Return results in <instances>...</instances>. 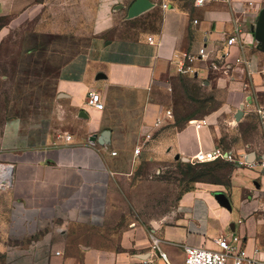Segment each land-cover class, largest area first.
Instances as JSON below:
<instances>
[{"label": "crops", "instance_id": "1", "mask_svg": "<svg viewBox=\"0 0 264 264\" xmlns=\"http://www.w3.org/2000/svg\"><path fill=\"white\" fill-rule=\"evenodd\" d=\"M133 1L0 0V17L12 23L21 17L39 19L32 28L37 40L15 48L23 52L15 59L10 79L0 145L8 151H52L47 165L39 167L45 172L53 166L60 184L53 214L41 220V232L31 244L8 250L6 264H90L91 254L103 251L86 247L85 234L75 237L73 231L95 228V213L106 214L110 207L114 178L132 176L145 165L192 160L197 151L215 146L247 161L264 159V125L255 112L264 105V50L257 48L253 35L264 0H217L201 7L193 0H148L150 7L128 18ZM73 13H86L87 23L81 25ZM235 27L242 32L243 45L225 46ZM203 45L208 57L193 63L192 74L181 75L209 92L213 108L203 119L180 128L170 124L171 112L154 127L156 118L169 109L164 97L180 55ZM239 55L248 63H236ZM92 91L99 93L102 109L87 104ZM104 131L109 134L103 145L90 139ZM148 132L151 138L146 140ZM7 162L0 166V180L7 184L12 174L14 188L26 191L24 165ZM230 164L228 182H196L178 196L174 209L153 225L156 247L139 236L134 245L130 235L125 237L129 248L115 253L118 264H166L159 250L169 263L182 264L184 245L214 248V239L225 233L228 240L243 245V237L234 240V223L241 222L240 209L264 210V169ZM96 177H104V182ZM85 184L103 188L90 212L69 202ZM255 248L246 250L251 254ZM176 252L180 262L175 261Z\"/></svg>", "mask_w": 264, "mask_h": 264}, {"label": "rangeland", "instance_id": "2", "mask_svg": "<svg viewBox=\"0 0 264 264\" xmlns=\"http://www.w3.org/2000/svg\"><path fill=\"white\" fill-rule=\"evenodd\" d=\"M71 14H68L67 19L70 24ZM73 14L75 17L79 16L81 25L87 23L86 13ZM38 20L35 18L24 21L21 17L15 24L10 18L0 17V137L8 117L10 79L14 73L15 59L23 52L22 49L15 48L25 40H37L32 28ZM170 84L171 89L164 98L166 106L172 112L168 119L174 128H180L189 121L203 119L213 108L214 102L211 101L209 92L201 90L198 83L191 78L176 73L170 77ZM51 154L53 152L45 147L8 151L7 147L0 145V165L7 166V160L13 161L19 167L24 165V173L28 176L22 179V183L27 186L26 191L22 187L21 190L18 186L14 188L12 174L7 184L0 180V264L7 263L8 250L31 244L44 227L42 225L45 221L41 220L53 214V205L60 193L57 172L53 166L45 168V172L40 171L39 167V164L47 165L49 161L46 156ZM2 172L0 168V175ZM230 172L231 164L223 160L206 163L178 160L158 166L145 165L132 176L114 178L108 195L110 207L106 214L97 211L94 218L95 228L78 229L73 234L75 237L85 234L83 245L103 251L97 252L100 254L95 257L92 253L89 257L90 264H118L115 253L129 248L124 246L125 237L130 235L133 245L138 236L152 244L156 235V227L152 223H158L163 215L174 209L182 192L196 182L226 183ZM95 179L104 182V177ZM100 188V184H85L69 202L74 201L83 212H90L101 199L98 192L101 193L103 188L101 191ZM240 212L241 222L234 223L235 229L232 232L235 235L234 240L239 235L245 240V249L251 245L264 249V210L240 209ZM224 235L228 237L226 233ZM174 255L175 261L180 262V253L176 252Z\"/></svg>", "mask_w": 264, "mask_h": 264}, {"label": "built area", "instance_id": "3", "mask_svg": "<svg viewBox=\"0 0 264 264\" xmlns=\"http://www.w3.org/2000/svg\"><path fill=\"white\" fill-rule=\"evenodd\" d=\"M217 0H193V4L196 7L204 6L206 3ZM219 1H229V0H219ZM249 5L251 2L248 3ZM193 23H197V20L194 19ZM152 38L148 37V41L151 42ZM244 43V37L242 32L239 31L236 27L233 32L225 38V46L239 45L242 46ZM228 51H225L219 59H224L228 54ZM209 51L206 49V46L203 45L197 49L196 52H184L180 55V60L176 66V72L179 74H192L193 68L192 65L195 61L202 60L208 57ZM236 63H248L244 56H238L235 59ZM211 66L214 69H217L218 66L216 63H212ZM87 104L95 109H102L103 102L98 92L92 91L89 93L87 98ZM255 112L259 118L261 124L264 125V105L257 106ZM171 110L165 109L163 114L156 118L153 123L154 127H158L163 118L170 116ZM70 136H66V139H69ZM146 140L151 138V133L148 132L144 137ZM139 148H135L134 152L138 153ZM114 153V152H113ZM193 162L195 163H206L213 162L216 160H223L229 163H232L237 166L241 165H250L260 166L264 169V159L253 162L247 161L243 157L237 156L231 150H224L218 146L211 148L210 150H199L193 157ZM158 239L153 238V246L156 247ZM215 247L208 248L204 246H192L184 245L183 246V262L182 264H264V251H261L258 248H255L251 254L247 252L245 246L242 244L238 245L233 241L228 240L226 237H217L214 239ZM58 254V252H56ZM159 256L166 262L167 256L164 252L159 250Z\"/></svg>", "mask_w": 264, "mask_h": 264}, {"label": "water", "instance_id": "4", "mask_svg": "<svg viewBox=\"0 0 264 264\" xmlns=\"http://www.w3.org/2000/svg\"><path fill=\"white\" fill-rule=\"evenodd\" d=\"M151 6V3L148 0H134L132 4L129 6L128 11H127V17L131 18L136 15H138L140 12L144 11L148 7ZM253 35H254V40L257 41V48L261 51L264 50V5L259 11V14L256 19V23L253 29ZM235 119H239V114L235 116ZM108 131H104L101 136H97L96 134L91 136V140L94 141L96 140L99 144L103 145L104 137L107 136ZM187 158H184L183 161H187ZM154 226H156V223H152Z\"/></svg>", "mask_w": 264, "mask_h": 264}, {"label": "bare ground", "instance_id": "5", "mask_svg": "<svg viewBox=\"0 0 264 264\" xmlns=\"http://www.w3.org/2000/svg\"><path fill=\"white\" fill-rule=\"evenodd\" d=\"M1 166V165H0ZM9 168V167H8ZM10 169V168H9ZM10 172H11V170H10ZM5 175V174H4ZM9 182V181H8ZM227 205V204H226Z\"/></svg>", "mask_w": 264, "mask_h": 264}]
</instances>
